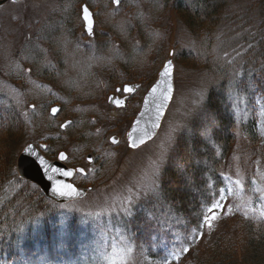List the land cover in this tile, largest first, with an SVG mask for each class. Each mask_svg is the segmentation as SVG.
<instances>
[{"label": "rangeland", "instance_id": "rangeland-1", "mask_svg": "<svg viewBox=\"0 0 264 264\" xmlns=\"http://www.w3.org/2000/svg\"><path fill=\"white\" fill-rule=\"evenodd\" d=\"M110 1L0 0V126L23 127L3 158L15 177L0 189V201L17 204L23 188L38 197L20 202L2 223L15 240L0 264H190L192 249L200 260L217 238L247 244L248 228L238 219L264 222V164L253 167L254 153L245 151L249 123L264 142V82L244 61L256 45L253 18L262 12L249 7L258 0H218L215 22L199 0H124L117 9ZM81 4L93 15V39ZM245 37L249 44L240 42ZM171 57L174 95L160 130L131 150L125 134ZM132 82L139 92L125 108L107 103L117 86ZM54 104L61 112L51 117ZM65 121L71 125L62 131ZM112 136L120 138L115 146ZM30 143L51 161L64 151L68 165L87 166L92 189L54 204L17 179V159ZM54 144L61 147L51 151ZM170 173L171 184L179 180L173 195L165 188Z\"/></svg>", "mask_w": 264, "mask_h": 264}, {"label": "trees", "instance_id": "trees-1", "mask_svg": "<svg viewBox=\"0 0 264 264\" xmlns=\"http://www.w3.org/2000/svg\"><path fill=\"white\" fill-rule=\"evenodd\" d=\"M215 2L211 3L212 0H199V3L206 7L209 10V15L207 17L214 19L212 20L215 22V17L218 15V0H213ZM251 8H255L256 10H260L262 12V16L259 17L260 19H255L259 24L256 25L257 30L254 34V37L252 42L256 44L254 47H252L246 55L243 57L244 61L249 64V68L257 67L260 69L258 72L259 74L255 73L254 76L256 80H260V82H264V0H258L251 4V7H249V11H251ZM253 10V9H252ZM253 15V14H252ZM251 18V19H252ZM249 39H241L240 42L249 44ZM251 40V39H250ZM242 60V59H240ZM259 78V79H258ZM255 82V81H254ZM261 95L264 96V88H260ZM61 112V110H60ZM59 112V114H60ZM87 123V121H86ZM229 125V124H228ZM3 124L0 126V135L3 134V137H0V151L1 149L5 150L6 153L3 154L0 152V189L4 187L6 182L8 180H12L15 175L13 173V166H6V161L3 158H7L9 155V149L10 147L14 149L15 145L11 144V142L17 137L21 136L23 127L20 124H17L14 127H9ZM16 129H13L15 128ZM246 131L248 132V141H244L246 145V153L248 154L250 151L253 152V157L256 161V163H253V167L255 166H261V164H264V142L260 143V137L258 136L257 132V124L256 122L249 123V125L245 126ZM68 128V126L65 127V129ZM15 130L14 132L11 130ZM21 130V131H20ZM249 130V131H248ZM9 132V133H8ZM19 138V137H17ZM230 141H232V136L227 134L226 136L222 137L221 143L223 144V148L226 149V146L230 144ZM8 143V144H7ZM6 145L9 147L6 148ZM61 144H54L51 146V151H55L56 149H59ZM258 168V167H257ZM257 168L254 170L256 171ZM253 171V172H254ZM179 174V173H175ZM169 179L166 182L165 181V188L167 189V192L172 194V191H170V186L176 184H179V180L175 179L176 182L174 184H171L173 182V176L172 173L169 174ZM176 178V177H175ZM192 181H197L198 178L196 176L192 177ZM3 193L0 194V197H2ZM173 195V194H172ZM16 196H19V200H16L15 202L17 204H11L9 202H4V200L0 201V226H2V223L7 222L9 219H11V215H14V209L18 207V204L21 202L23 205L26 203L35 202V200H38L37 195L27 191L25 188L21 190V192L17 193ZM177 200V199H176ZM181 202L184 203L185 200L181 198ZM184 210V209H182ZM194 210V209H193ZM192 210V213H193ZM185 211V210H184ZM12 213V214H11ZM189 216V214H188ZM192 216V215H191ZM192 217H188V220L193 224L191 221ZM240 223H242L245 227H247V232H245V235L249 237L247 240V244L243 246L237 247L235 241L233 240V236L225 240V242L220 241V239H216L214 243L210 246V252L205 255L200 260L197 257L198 252L196 250H193L190 254L195 257V260L190 264H264V223L261 221H253L252 219L249 220H242L238 219ZM198 222H200V219H198ZM152 228V225H149ZM142 235L139 237L142 239ZM220 243H223L224 245H220ZM242 245V244H241ZM247 247V248H245ZM249 251V263L246 260V252Z\"/></svg>", "mask_w": 264, "mask_h": 264}, {"label": "water", "instance_id": "water-1", "mask_svg": "<svg viewBox=\"0 0 264 264\" xmlns=\"http://www.w3.org/2000/svg\"><path fill=\"white\" fill-rule=\"evenodd\" d=\"M11 1L18 2L20 0H11ZM111 1L113 2V5L118 6L122 0H119L118 3L116 2V0H111ZM85 7H86L85 5L82 6L81 19L84 23V29L87 31L86 22L84 20V15H85L84 8ZM88 12L91 14L89 10ZM91 20H92V30H93L92 15H91ZM169 61L172 62V59L171 58L167 59L164 65L167 64ZM162 71H163V67L158 72L155 83L151 86V88L145 94L140 112L137 114L133 124L131 125L130 129L128 130L126 134L128 145L131 148H134V149L138 148L139 146L147 143L148 141L152 140L156 136L161 126L165 112L171 102V99L174 93L173 62H172V75L169 78V80H161L160 73ZM169 82L171 84L170 92L168 91ZM157 84H159L160 87L157 88V91L155 93H153L152 89L156 87ZM126 87L127 86H125V88ZM164 97H168V98L165 99ZM109 103L114 104L116 107L124 106L123 100H120V101L111 100L110 98ZM53 109H57L55 114H53V111H52ZM59 111H60V108L58 106H53L50 109V114L52 116H56L59 113ZM67 124H69V122H67L65 125H62V128H64ZM133 144H135L136 146L133 147L132 146ZM28 147L33 148L35 153L41 156L48 165H51L52 167H55V168L63 169L65 171H69L72 173V175L65 177V176H59L51 172H48V174L46 175L45 168L41 166L38 160H36L35 156H28L25 153L24 149ZM60 155L61 153L58 155V158L56 160L51 161L45 158L34 144L30 143L26 145L20 152L19 158L17 159V162H16V168H17L18 177L20 179L27 180L37 185L47 198L55 201L56 203H65V202L83 197L86 194V192L90 189H77L75 188V186H73V184H71L70 180L73 177L75 170L68 168L63 163L65 159L61 160ZM49 175H54L55 179L57 181H61L63 184H71L72 187L76 190V194L70 197L54 195L53 188L55 187V185L53 184L51 180H49L48 178Z\"/></svg>", "mask_w": 264, "mask_h": 264}, {"label": "snow or ice", "instance_id": "snow-or-ice-1", "mask_svg": "<svg viewBox=\"0 0 264 264\" xmlns=\"http://www.w3.org/2000/svg\"><path fill=\"white\" fill-rule=\"evenodd\" d=\"M116 2L118 3L119 0H116ZM84 13H85L84 20L86 22L87 32H88L89 35H92V31L93 30H92L91 14L88 12L87 7L84 8ZM171 75H172V62L169 61L167 64H165L163 66V71L160 73V77H161V80H169ZM159 87H160V85L157 84V86L152 89V92L155 93L157 91V88H159ZM125 91L126 92H131L132 88L131 87H126ZM168 91L169 92L171 91L170 82H169ZM164 98L167 99L168 97H164ZM52 111H53V114H55L57 109H53ZM113 142L115 143V140ZM132 146L135 147L136 145L133 144ZM24 151H25V153L28 156H35L36 160H38L40 162L41 166L45 168V174L46 175L48 174V172L57 174L59 176H65V177H68V176L72 175V173L69 172V171H65L63 169L55 168V167H52L51 165H48L46 163V161H44V159L41 156H39V155H37L35 153L33 148L28 147V148L24 149ZM60 159L61 160L66 159V157H65V155L63 153H61ZM81 171H83V170H81ZM48 178L55 185V187L53 188L54 195H59V196H63V197H70V196L76 194V190L72 187L71 184H63L61 181H57L55 179L54 175H49ZM64 189H66V190H64ZM219 208H221V205L219 203H217V204L213 205L212 208L209 209V212H213V211H215L216 209H219ZM261 216H264V211L261 212ZM215 219H217V217H215V216L211 217V220H215ZM205 223L208 224L209 227H211V222L207 218L205 219ZM201 235H202V233H201Z\"/></svg>", "mask_w": 264, "mask_h": 264}, {"label": "flooded vegetation", "instance_id": "flooded-vegetation-1", "mask_svg": "<svg viewBox=\"0 0 264 264\" xmlns=\"http://www.w3.org/2000/svg\"><path fill=\"white\" fill-rule=\"evenodd\" d=\"M124 84H126V83H124ZM124 84L117 86L115 88V90H114V93L116 92V94H117L116 89L120 88V90L118 92V96H120V97L124 96L123 93H122V86ZM129 85H132V93L127 96V98H126V101H127L126 102V105L128 104V100L131 99L133 96H135L139 92V88H140V84L139 83H136V82H132Z\"/></svg>", "mask_w": 264, "mask_h": 264}, {"label": "bare ground", "instance_id": "bare-ground-1", "mask_svg": "<svg viewBox=\"0 0 264 264\" xmlns=\"http://www.w3.org/2000/svg\"><path fill=\"white\" fill-rule=\"evenodd\" d=\"M163 121V120H162Z\"/></svg>", "mask_w": 264, "mask_h": 264}]
</instances>
